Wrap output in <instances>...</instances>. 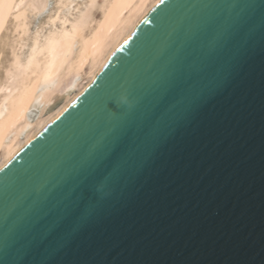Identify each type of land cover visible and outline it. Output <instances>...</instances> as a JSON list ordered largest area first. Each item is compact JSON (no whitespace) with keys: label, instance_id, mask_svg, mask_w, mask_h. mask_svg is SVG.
<instances>
[{"label":"water","instance_id":"1","mask_svg":"<svg viewBox=\"0 0 264 264\" xmlns=\"http://www.w3.org/2000/svg\"><path fill=\"white\" fill-rule=\"evenodd\" d=\"M229 25L242 55L181 113L216 73L206 38ZM114 101L134 104L117 108L134 149L117 187L74 231L52 230ZM0 264H264V0H160L0 170Z\"/></svg>","mask_w":264,"mask_h":264},{"label":"bare ground","instance_id":"2","mask_svg":"<svg viewBox=\"0 0 264 264\" xmlns=\"http://www.w3.org/2000/svg\"><path fill=\"white\" fill-rule=\"evenodd\" d=\"M159 1L56 0L53 14L32 31V16L45 10L47 0L40 6L0 0V40L13 19L10 58L0 78V170L95 80ZM33 108L39 110L34 119Z\"/></svg>","mask_w":264,"mask_h":264},{"label":"snow or ice","instance_id":"3","mask_svg":"<svg viewBox=\"0 0 264 264\" xmlns=\"http://www.w3.org/2000/svg\"><path fill=\"white\" fill-rule=\"evenodd\" d=\"M243 37L238 28L231 25L221 28L206 38L205 44L210 61L216 65V73L207 84L199 89H193L180 97L177 103L181 113L202 96L210 85L219 84L224 75L242 55ZM125 102L114 101L103 125L93 134L91 142L82 154L78 167L87 174V182L80 188L75 198L64 206L52 230L65 226L74 231L78 223L90 217L99 202L108 197L117 187V181L122 174V168L127 163L130 153L134 150L130 144L133 129L122 118L119 109H129ZM166 125L160 121L144 129V148L155 145L164 135Z\"/></svg>","mask_w":264,"mask_h":264},{"label":"rangeland","instance_id":"4","mask_svg":"<svg viewBox=\"0 0 264 264\" xmlns=\"http://www.w3.org/2000/svg\"><path fill=\"white\" fill-rule=\"evenodd\" d=\"M27 1H32V0H27ZM35 1H36V4L38 6H40L43 3V0H35ZM47 1H48V3H47L48 5L45 8V10L42 13H40L39 15H35L36 17L35 16H32V21H33L32 25H31L32 31L36 30L37 27H40L42 25V22L44 23V20L47 19L46 17H48L49 14H53V12H54L53 9H55L56 6H57L56 0H47ZM80 1H82V0H80ZM101 1L102 0H98L99 3ZM98 5L100 6V4H98ZM98 5H97V8H96V5L93 8V14L95 16H99V14H100V8H99ZM11 19L12 18H10L8 20V23L5 26L4 31H3V33L6 35V40H3V41L0 40V47H2V53H1V56H0V61H1L0 62V78H2L1 77V74L3 75V71L5 69V66L7 65V61H9V58H10V52H9L10 51V41H9L10 39L9 38L11 36L10 35L11 34V32H10L11 26L10 25L12 24V21H13V19H12V21H11ZM7 39H9L8 40L9 42H7ZM5 41L7 42L6 44H5ZM3 45H4V47H3ZM3 50H6V51L3 52ZM27 51H28V45H26L23 48V52L25 54H26ZM38 114H39V110L36 109V108H33L32 111H31V117H32V119L36 118L38 116Z\"/></svg>","mask_w":264,"mask_h":264}]
</instances>
